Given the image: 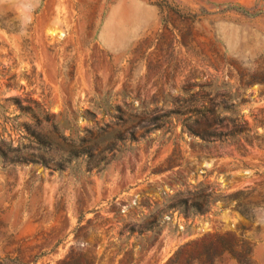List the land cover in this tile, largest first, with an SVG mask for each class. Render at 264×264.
Here are the masks:
<instances>
[{
  "label": "rangeland",
  "instance_id": "rangeland-1",
  "mask_svg": "<svg viewBox=\"0 0 264 264\" xmlns=\"http://www.w3.org/2000/svg\"><path fill=\"white\" fill-rule=\"evenodd\" d=\"M0 107V260L264 264V0H0Z\"/></svg>",
  "mask_w": 264,
  "mask_h": 264
},
{
  "label": "trees",
  "instance_id": "trees-1",
  "mask_svg": "<svg viewBox=\"0 0 264 264\" xmlns=\"http://www.w3.org/2000/svg\"><path fill=\"white\" fill-rule=\"evenodd\" d=\"M14 102V103H9L15 108L19 109L20 111V116L23 114H27L25 111L28 110L27 108L21 106V103H19L18 99H10L8 102ZM0 123L2 124L4 120L9 119L6 115L5 112L2 111V108L0 107ZM188 113L191 114H199L197 107L193 106L190 107L188 110ZM32 114V122L35 123V127L32 128L31 125L22 123L21 127L23 128L24 132L27 133L28 139L30 141V146L31 150L34 152L30 155V159H18L19 161L16 162H23L24 164H41L43 166H46L50 161H51V153L56 152V148L54 145V142L52 139L42 135V132L38 130L39 125H41V120L38 114ZM43 116L47 117L46 113H41ZM183 116V113L181 114ZM17 118V117H14ZM198 119H196L193 123L190 122L189 119L184 121L183 125L185 128H187L188 132L190 134H194V136L198 137L200 140H204L203 137H201L200 133L198 132ZM0 138L1 134H0ZM11 151L10 145L6 144L4 141H0V155H2V158H7V153ZM18 152V151H16ZM91 149H88V156L89 159H91L92 155L90 154ZM74 153H70L69 157H73ZM17 156V155H16ZM11 163H15V161L12 159L10 161ZM172 210L180 211L181 214H183L185 217H189L193 214H203L206 211L202 209V206L200 205L199 202H193L189 204L188 200H182L178 199L175 201L173 204L170 205L169 207ZM155 222L151 223L148 229H151L153 224ZM0 264H22L16 259H9L5 258L3 260H0Z\"/></svg>",
  "mask_w": 264,
  "mask_h": 264
}]
</instances>
